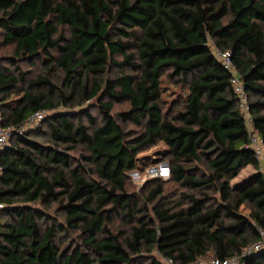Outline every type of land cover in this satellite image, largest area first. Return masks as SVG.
I'll return each mask as SVG.
<instances>
[{
  "label": "trees",
  "instance_id": "trees-1",
  "mask_svg": "<svg viewBox=\"0 0 264 264\" xmlns=\"http://www.w3.org/2000/svg\"><path fill=\"white\" fill-rule=\"evenodd\" d=\"M0 44L2 125L46 111L0 152V264H188L259 239L264 175L232 185L259 164L214 51L232 53L264 143V0H0ZM165 76L188 90L177 109ZM159 162L170 177L136 192L130 172ZM66 232L81 242L62 249Z\"/></svg>",
  "mask_w": 264,
  "mask_h": 264
},
{
  "label": "built area",
  "instance_id": "built-area-1",
  "mask_svg": "<svg viewBox=\"0 0 264 264\" xmlns=\"http://www.w3.org/2000/svg\"><path fill=\"white\" fill-rule=\"evenodd\" d=\"M215 56L219 62L223 65L225 69L230 72V83L233 87V90L239 99L240 107L244 113L246 123L248 125L249 135H250V147L255 153V157L258 160V171L264 175V143L263 139L253 130L252 126V117L250 115V103L249 97L247 95L244 81L240 77L238 70L234 66L232 53L229 50H221L216 48ZM62 107H60L61 109ZM46 116V111H36L26 122L25 125L17 128L15 126H3L2 125V115L0 112V152L10 143V139L23 132L27 129H34L42 123ZM2 173V167L0 164V176ZM171 175L170 166L167 162H159L147 167L144 171L133 170L130 172L129 176L132 181L136 184L137 187H142L146 182L151 179H167ZM4 202L0 201V211L4 209ZM259 239L253 244L249 245L243 249L240 256L227 257L225 259L212 258V259H203L198 258L188 264H244L241 262V259L244 256L256 253L264 249V229L258 228ZM162 262L164 264H176L173 259L162 257Z\"/></svg>",
  "mask_w": 264,
  "mask_h": 264
},
{
  "label": "rangeland",
  "instance_id": "rangeland-1",
  "mask_svg": "<svg viewBox=\"0 0 264 264\" xmlns=\"http://www.w3.org/2000/svg\"><path fill=\"white\" fill-rule=\"evenodd\" d=\"M6 50V48H3L0 44V54L4 53ZM39 65V64H38ZM23 68L24 69H30V70H35V73H33L32 75H35L40 67L35 68V67H31L29 66V64H23ZM187 88L183 85H181L180 83H176L175 80L170 79L168 77H164L163 80V105H164V109L168 110L171 109V107L173 108H179L181 105V101H183V99L185 98V96L187 95ZM125 107V105L122 106H117L116 107V111H120ZM64 107H62L61 109H63ZM60 109V108H59ZM94 113H97V110H93ZM43 129H45V126L42 127ZM37 139H39L40 141L44 142V139L41 137H36ZM165 149V145L162 142L157 143L156 145L149 147L148 149L144 150L139 156L140 157H145V158H150V159H154V158H158L160 156V152L162 150ZM256 171H258V169H255L252 165H249L248 167L244 168L241 170V172L239 173V175L232 180V185L235 186L239 183H241L245 178H249L251 175H253ZM135 187V191L139 192V187L134 186ZM53 209H51V213L55 214V212L53 211ZM244 212L246 214H248L247 210H244ZM59 219H63L62 215L56 216ZM7 216H2L1 220H6ZM117 225H121L120 227L122 228H126L125 225L123 224V221L121 223V221L118 219L116 221ZM120 223V224H119ZM62 236L61 239V248L62 249H66L68 247H74L77 246L82 238L81 235H79L77 232H66L63 235H60V237ZM211 258V257H208ZM161 259V257H160Z\"/></svg>",
  "mask_w": 264,
  "mask_h": 264
}]
</instances>
